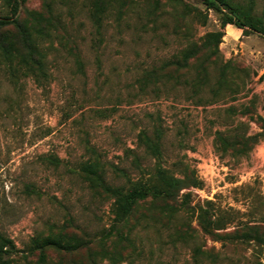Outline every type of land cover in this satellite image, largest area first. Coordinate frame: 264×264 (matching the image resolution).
Wrapping results in <instances>:
<instances>
[{"label": "rangeland", "instance_id": "374dc122", "mask_svg": "<svg viewBox=\"0 0 264 264\" xmlns=\"http://www.w3.org/2000/svg\"><path fill=\"white\" fill-rule=\"evenodd\" d=\"M231 1L264 26V0ZM24 5L39 12V23L31 20V28L41 30L36 38L46 53L48 78L38 85L20 70L11 79L9 60L0 56V231L18 249L8 264H37L32 239L45 236L78 245L47 247L44 264H264V248L253 240L204 234L195 208L212 200L216 207L239 210L224 230L247 219L258 220L264 230V132L243 154L214 145L217 131H262L264 32L222 26L228 11L204 0H27ZM5 12L0 0V14ZM7 29L4 41L12 47L14 29ZM212 32L221 34L220 41H205L198 60L169 68L168 77L145 75L164 60L180 59L190 43L202 45ZM200 60L207 77L197 84ZM221 73L228 82L217 90ZM156 128L162 130L158 158L139 139L146 131L157 140ZM90 158L100 160L113 185L146 177L156 164L166 167L181 179L176 198L188 193L178 215L169 220L161 214L164 201L157 199L154 220L139 218L128 241L117 237L113 198L78 173L79 163ZM138 217L137 212L130 223ZM177 227H190L194 236L177 238ZM197 245L212 247L207 252L220 258L193 256Z\"/></svg>", "mask_w": 264, "mask_h": 264}, {"label": "trees", "instance_id": "16d2710c", "mask_svg": "<svg viewBox=\"0 0 264 264\" xmlns=\"http://www.w3.org/2000/svg\"><path fill=\"white\" fill-rule=\"evenodd\" d=\"M26 1L1 0L6 12L0 14V56L4 59L8 58L9 60L8 70L11 79L15 80L18 77V72L23 70V76H29L36 84L41 85L48 78L46 53L36 38L37 33L41 30L37 29L34 31L31 28V20H34V23H39V20L36 19L39 12L28 10L24 5ZM204 1L209 7H213L219 11L224 8L228 11L229 14L222 20V26L231 23L237 27H249L255 31L264 32V26L260 18L235 5L231 0ZM23 13L26 14V18L25 16H21ZM9 25L13 26L14 30L12 33L14 34L16 42L12 47L6 44L4 41L5 35H3V31L8 30ZM220 37L221 34L219 32L206 34L202 45L196 44L195 42L190 43V45L182 50L180 59L164 60L159 67L146 71L145 75L150 77L159 72L161 76L168 77L167 73L169 68H185L191 58L199 57L198 53L201 51L200 48L205 45V41L215 39L216 43L220 41ZM212 51H216V47ZM203 61L205 60L198 61L199 75L195 79L197 84L200 82L199 80L207 77V66ZM227 82L228 79L224 76V73H221L220 77L216 78L214 85H216L218 90L227 86ZM155 130L157 140L148 135L146 131L140 133L139 139L142 140L146 152L158 158L161 153L159 137L162 135V130L159 128ZM263 132L264 124L262 125L261 132H255L253 134H247L246 130L241 134L233 135H226L221 131H217L214 140L215 149L221 152L231 150L233 153L243 154L253 147L257 142V138ZM52 161L55 164L60 162L57 157H53ZM78 173L85 176L99 192L113 198V221L116 224L114 232L117 237L125 241L129 240L130 231L138 223L139 218L147 223L150 220H154L155 214L152 212V208L157 199L164 201L163 205L159 207V210L161 214L167 216L170 220L176 214L178 215L180 207L182 206L180 202L188 195V193L180 195V199L182 198L181 201L176 198V193L181 187V179L171 174L169 169L160 164H156L152 174L148 173L146 177L143 175L136 180H128L129 184L127 186L113 185L106 182L104 167L100 160L96 158L86 159L79 163ZM195 208L198 210L196 217L197 226L204 234L209 235L215 240H227L230 242H248L253 240L256 245L264 248V230L260 224L261 222L258 220H239L234 224L232 229L224 230L226 226L234 222L236 218L235 213H238L235 211L239 210H234L232 207H216L212 200H204L195 206ZM137 212L139 217L135 218L136 222L130 223L134 214ZM188 228L190 227L182 230L177 227L174 231L175 236L177 238H184L187 234L188 236H194L187 232ZM217 229H221V231ZM77 245H63L55 238L45 236L42 238H33L31 249L37 251V264H44L46 261L45 249L47 247L75 248ZM210 248L212 247H206L205 250H202L200 246H194L192 250L193 256L204 254L207 259L216 261L220 258V255L218 252L213 254L208 253L207 250ZM17 251L18 249L13 240L0 231V264H8L10 256ZM256 257L259 258V255ZM258 263L261 264L259 261Z\"/></svg>", "mask_w": 264, "mask_h": 264}]
</instances>
